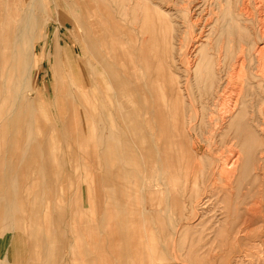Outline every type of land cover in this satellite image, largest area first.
Wrapping results in <instances>:
<instances>
[{
    "label": "rangeland",
    "instance_id": "rangeland-1",
    "mask_svg": "<svg viewBox=\"0 0 264 264\" xmlns=\"http://www.w3.org/2000/svg\"><path fill=\"white\" fill-rule=\"evenodd\" d=\"M218 1H220L218 6L214 0H196L190 6V15L195 19H197V15L203 17L202 22L199 21L197 25H192L193 33H189V28L186 27L188 12H185L184 15L183 13L179 14V26L182 35L185 36L182 38L183 43L188 49L186 56L181 52L174 55L178 68L173 67L172 70H175L173 75L178 77L185 88L182 90L183 95L180 93V102L168 103L167 100L172 97V72L168 67H164L162 74L160 72L162 69L156 68L157 64L152 56L153 53H150L151 45L142 41L148 35H143L139 24L133 21L132 8L127 10L129 14L127 13L126 20H124V11L121 10L120 1L102 0L97 4L93 0H51L48 10L51 19L45 24L43 16L39 17V14H43V10L38 8L41 7V4L37 0L36 5L33 6V16L38 17L41 25L35 30V28L29 27L25 29L21 20L14 24L12 27L14 32L9 38L15 48H19V51L26 57L22 56L20 61L15 56L11 57L8 69L7 67L4 69L2 59V45H4L5 37L0 38V110L2 109L0 111L2 121H0V133L2 134V136L0 134V241H5L8 238L7 234H11L9 230L12 227L15 228V231L18 228L17 236V233L22 232L20 230L25 226L31 225L32 231H37V227L41 226L45 229L48 242H50L54 241L56 228L62 227V224L63 226L66 223L73 224L75 227L80 224L86 225L89 221L85 217L78 218L77 216L86 213L87 210H100L97 191L103 192L104 190L101 177L104 173H107L103 176L104 180H108L107 183L112 182L107 179L108 172L106 171L109 170H104L107 167L108 155L111 153L114 162L112 164L113 176L117 178L119 175V182L113 181V183L117 182L115 184L117 186L113 187L112 191L114 189L122 191L130 202V208L136 211L138 216H140L141 210L153 207L150 204V194L157 190L162 192L158 203L160 209L158 238L160 245L169 244L168 252L165 251L163 254L168 253L171 257L172 253L176 264H264V162L261 160L260 166H253L254 169L249 170L247 177L235 184L227 183V172L223 173L222 163L228 157L230 160L233 150L239 149L236 147V142L241 137V134L236 137L234 133L226 136L228 119L223 121L226 110L232 103L229 102V97L236 92L235 85L240 81L241 76L246 74V70L241 74L238 69H233L231 62L233 63L235 60L234 56L239 55L242 47L253 48V44L250 42L257 29L251 23L230 20L229 10L232 12L239 5L240 0ZM32 3V0H3L1 1L2 12L0 14L6 13V7L7 10H10L14 6L20 8L19 12L22 17L27 14L29 11L27 8L31 7ZM163 5L164 8H167L169 2H165ZM24 7H27V10H23ZM252 7L255 11V5L252 4ZM70 8L77 9L74 10V18L76 17L79 21V26H76L79 30L75 33L72 24L68 22ZM3 15L2 18L5 17ZM110 15H114L116 18L115 23L110 22ZM93 16L101 20L103 25L112 23L117 28L116 46L120 45L128 53L132 50L129 53L131 54L130 58H127L129 56L125 53V59L133 62L131 72L134 77L133 81L129 80L131 83L128 81L126 84L130 87L131 94L126 101L132 102L133 106L134 104L138 107L144 106L143 96L146 100L152 99V94L147 89L149 87L153 94L155 91L153 89L156 91L160 89L164 95L161 94V96L165 97L166 102H162L160 105L163 108V116L160 121L161 119H164L165 122L169 121V128L167 129V126L160 122L156 123V126L153 120L158 118V107L154 102L153 104L148 102L149 105H145L143 114H145L144 118H147L150 128L148 127L149 132L143 140V148L139 146L140 139L135 134V130L130 132L126 127L125 123L134 122L131 116H126L124 119L122 114L118 115L117 104L114 101L105 104L101 98L104 93L114 95V88L119 86V83L117 85L115 83L117 74H121V69L111 66V70L118 71L114 75L110 71H105L96 59L87 56L80 45V42L84 41L91 49L98 46L96 48L98 52H101V55L106 54L105 56L108 58V52H104L106 49L101 46V42L97 38L98 34L92 31ZM204 24L208 28L207 26L203 27ZM211 25L216 26L215 30H210ZM200 28L203 29L204 34L209 35L210 45L208 47L201 46L197 51H194L191 49V45L195 39L199 38ZM2 30H5L3 21L0 26V31ZM125 30L131 31L130 35L125 34L123 32ZM104 33L108 34V29ZM35 36L41 37V40H36ZM60 42L69 53V65L65 59L63 47L62 50L58 48ZM56 46L62 52L58 75L53 71L55 67L52 60L48 59L49 56L52 57L53 47L56 49ZM72 46L75 51H78L79 63L72 54ZM177 46H179L178 43ZM183 50L185 49L183 48ZM167 57V60L171 59L169 55ZM224 58L226 64H224ZM43 60L44 66L42 67ZM188 62L192 63L190 64L192 67L187 71L185 67L189 65ZM219 62L224 65V70L222 69L224 85L219 88L214 99L209 98L208 100L205 98L204 76L206 71L204 66L209 64V69L213 70ZM140 63L142 66L149 67V74L144 73ZM73 65L76 69L73 68ZM69 66L71 71L75 72L73 76ZM26 69L27 73L24 71ZM6 70L7 72H5ZM138 72L139 74H137ZM83 73L89 86L100 93L98 117L89 114L83 105L72 100L74 98L69 94L68 87L80 95L86 101L85 104H90L86 90L74 81V78H79ZM17 77L19 78L17 79ZM92 79L94 80L92 81ZM22 80L25 82L22 83ZM187 80L189 84L186 87ZM143 83L147 89L144 95ZM8 94L12 97H7ZM25 96L26 100H24ZM37 96V101L32 102V99ZM247 103L249 117L253 115L250 119L252 120L255 116L259 121H263L264 102ZM168 114L171 115L170 120H168L167 116H170ZM144 118L141 120L145 121ZM5 124L6 129H4ZM111 130H114L115 133L112 134ZM99 131H104L105 138L99 135ZM6 135L8 138L5 137ZM102 141L106 144L102 145ZM181 142L184 143L180 144ZM157 144L161 154L155 149ZM93 146L97 148L94 150V155L89 150V147ZM178 147H182L183 162L179 158ZM37 151L38 153H36ZM151 151L152 153H150ZM161 155L164 158L168 156L164 167L160 161ZM255 156L264 159V146L254 154ZM93 157L96 159L93 163L94 170H91L90 166L87 170L86 165L84 167L81 165L91 163ZM163 173L164 176H162ZM168 176L172 177L171 179L174 181L173 184L171 183L172 190L176 192V196L174 195L172 201L170 198L169 203L166 201L165 195ZM3 193L5 194L2 195ZM13 196L14 198H12ZM166 205H168V211ZM92 206L93 208L90 209ZM192 207L196 208L195 212ZM8 211L15 212L14 219L7 218L10 215ZM40 212L46 217L40 219ZM36 234L35 238L38 237V233ZM49 239L51 240L49 241Z\"/></svg>",
    "mask_w": 264,
    "mask_h": 264
},
{
    "label": "bare ground",
    "instance_id": "bare-ground-1",
    "mask_svg": "<svg viewBox=\"0 0 264 264\" xmlns=\"http://www.w3.org/2000/svg\"><path fill=\"white\" fill-rule=\"evenodd\" d=\"M1 1L0 0V12L1 11ZM37 0H32V4L31 7L29 6L27 9L29 10L27 12V14H25L24 16L21 17L19 9L20 8H16L13 6L12 9L7 10L6 7V13L4 12L5 16L4 18H2V15L0 14V26L1 23L3 21L4 25H5V30L0 31V38L5 37V41H4V45L3 46V55H2V59L4 61V66L6 69H8V62L11 61V57L15 56L17 60H21V57L23 56V53L19 51V48H15V46L13 45L14 43H11V39L9 38L11 33L14 32L13 31V26L15 23H17L18 21L21 20L22 26L25 27H29V28H35V30L37 29V27L40 24V21L38 19V17L33 16L34 14V7L36 5ZM78 1V0H77ZM95 3L99 4L101 3L102 0H93ZM110 2V0H108ZM116 1H120V7L121 10H123V14H124V20H126L127 17V10H130L132 8V15H133V21L137 22L139 24V28L141 30V33L143 35H148V37L143 38L142 41L143 42H147L151 45L152 51H150V53H153L152 56L154 58L156 68L157 69H162L160 70V72L163 74L164 67H168L171 72H172V85H171V99L167 100L168 103L169 102H180V93L182 94V90H183V85L181 84V81L178 79L177 76L173 75V72L175 70H172L173 67H177V65L175 64V53L177 52H181L183 54H185V56L188 53V49H186V45L184 46L183 43V37L185 38V36L182 35V31L180 29V23H179V14L183 13V15L185 14V12H188L187 18H186V27L189 28L188 32L189 33H193L194 31L192 30V25H197L199 21L202 22V16L201 15H197V19L194 18V16L190 15L191 13V8L190 6H192L193 3L196 2V0H116ZM208 1V0H205ZM6 2V1H5ZM41 2V3H40ZM50 2L51 0H38V3L41 4V7L39 6L38 8L41 9V11L43 10V14L40 15L39 17L44 18L45 24H47L49 22V19H51L50 17V13H49V6H50ZM80 2V1H79ZM122 2V3H121ZM165 2H169V5H167V8H164L163 3ZM220 1L218 0H214V3L217 5ZM261 0H240L239 5L232 10V12L229 10L228 14L230 15V20L231 21H237V22H243V23H251L253 26H255V28L257 29V31L255 32L254 38L251 40L249 39L250 44H253V48L251 49L250 46L247 48H241L239 55H236V57L234 56L235 60L233 61L232 67L233 69H238V72H244L246 70V74L241 76V79L239 82L236 83L235 88H236V92L231 95L229 97V102H232L231 105L228 107V109L226 110L225 113V117L223 118V121L227 118L228 119V123H227V131L225 133V135H229L231 133H234L236 135V137H239L238 135L241 134V137L238 139V142H236V147H238L239 149H235L231 152V158L229 160V157L227 160H225L223 163V173L227 172L226 174V180L227 183L229 184H235L237 182H240L242 180H244L250 169L253 168V166H260L261 164V160L264 159L263 157H254V154L264 146V119L263 121H259V119L257 117L254 116V118L251 120L250 118L253 115H250L249 117V110H248V103L247 102H264V1L262 3ZM88 3V2H87ZM3 4V3H2ZM81 4V3H80ZM252 4L255 5V11L253 10ZM7 5V4H6ZM79 5V4H78ZM202 5V3H201ZM218 6V5H217ZM65 7V6H64ZM98 7V6H97ZM127 7V8H126ZM25 7L23 8V10H27ZM93 8V7H92ZM113 7L111 6V9ZM195 8V7H194ZM209 8V6H208ZM66 9V8H65ZM196 9V8H195ZM217 9V7H216ZM70 18H68V22H70L72 24V29H74V33L75 31L79 30V28H77L76 26H79L78 23L79 21L76 19V17L74 18V10L77 9H72L70 8ZM99 10V9H98ZM114 10V9H113ZM209 10V9H208ZM99 12V11H98ZM193 12V11H192ZM24 13V11H23ZM93 13V12H92ZM200 13V11H199ZM22 14V13H21ZM73 14V15H72ZM129 14V13H128ZM227 14V13H226ZM20 15V16H19ZM207 16V15H206ZM21 17V19H20ZM110 22L115 23L116 22V18L114 17V15H110ZM19 18V19H18ZM97 18V17H96ZM93 16V22L92 25H94L93 28V33L98 34L97 38L98 40L101 42V46H103L105 49V53L108 52V58L105 55H101V52H98V50L96 49L98 46H96V48H89L86 43H84V41H79L80 45L82 47V49L87 53V56L93 57V59H96L97 62H99L100 65H102V67L104 68V70L106 71H110L112 75L116 74L118 71H113V69L111 70V66H116L118 69H121L120 73L121 74H117V78H116V85L117 83H119L118 88H114V95L111 96L109 93L107 94H103L102 95V99L104 100L105 104L106 103H111L110 101H114V103L117 104V111H118V115H123L124 119L126 118V116H131L132 120H134V122H130V123H125L128 128V130L131 132L133 130H135V134L138 136V138L140 139L139 142V146L140 148H143V143H144V139H145V135L148 134V123H147V118L145 119V112H143V109L145 108V105L148 104V102H151L158 107V118H154V123H158L160 122L161 124H164L167 126V129L169 128L168 126V122H165L164 119L160 118L163 116V108L162 106L160 107V105L162 104V102H166L165 101V97H163L164 95L162 94L161 90L158 89V91H156V89L154 91V94L151 92V88H147L148 92L150 91V93L152 94L151 96V100H146L145 96L142 97V102L144 104V106H136L134 104H132V102H127L126 99L128 100L129 96L131 95L129 92V86H127L126 84H128V81L134 80L133 74L131 72V69L133 67V62H130V60L128 61L127 58H130L131 54L130 51L132 50H128L129 53L126 50H123L120 45L116 46L117 43V36H118V32H117V28L114 27V25L111 23L109 25H103L101 22V20L96 19ZM216 18V17H215ZM214 18V19H215ZM81 19V18H80ZM100 19V18H99ZM195 19V20H194ZM226 19V18H225ZM5 21V22H4ZM82 21V20H81ZM87 21V20H86ZM122 21V20H121ZM207 21V20H206ZM226 21V20H225ZM228 21V20H227ZM230 23V22H229ZM44 24V25H45ZM206 24V23H205ZM203 25V27L207 26V25ZM231 24V23H230ZM124 25V24H123ZM104 27V28H102ZM77 28V29H76ZM208 28V26H207ZM211 28V29H210ZM209 29L211 31L215 30L216 26L215 25H211ZM108 29V34H105L104 32ZM195 29V28H194ZM247 29V27H246ZM120 30V29H119ZM190 30H192L190 32ZM209 30V31H210ZM122 31V29H121ZM80 32V31H79ZM125 34L130 35L128 30L123 31ZM187 32V31H186ZM209 33V32H208ZM81 34V33H80ZM199 38L195 39L192 42V47L191 49H193L194 51H197L201 46H206L208 47L210 45V40H209V35L208 34H204L203 29H199ZM244 35V34H242ZM80 36V35H79ZM83 36V35H82ZM188 37V36H187ZM190 37V36H189ZM85 38V37H84ZM89 38H91L89 36ZM245 38V37H244ZM36 40H41V37L39 36H35ZM95 39V38H94ZM93 39V40H94ZM190 39V38H188ZM81 40V39H80ZM174 40V41H173ZM243 40V39H242ZM141 41V42H142ZM244 41V40H243ZM13 42V41H12ZM93 42V41H92ZM95 42V41H94ZM245 42V41H244ZM249 42L247 43V45L249 44ZM2 43V42H1ZM98 43V42H97ZM177 43L179 44V46H177ZM186 43V42H185ZM17 44V43H16ZM91 44V43H90ZM89 44V45H90ZM96 44V42H95ZM145 44V43H144ZM100 46V45H99ZM145 46V45H144ZM184 46V47H183ZM17 47V46H16ZM34 47V46H32ZM176 47V48H175ZM100 48V47H99ZM183 48L185 50H183ZM143 49V48H142ZM221 49V48H220ZM1 50V49H0ZM144 50V49H143ZM142 50V51H143ZM149 50V49H148ZM137 52V51H136ZM59 53V51H58ZM125 53L129 56L125 59ZM162 53V54H161ZM164 53V56H163ZM172 54V55H171ZM56 55V53H55ZM59 55V54H58ZM167 55H169V58H171L170 60H167L166 57ZM26 57V55H24ZM23 56V57H24ZM136 56V55H135ZM190 56V55H189ZM39 57V56H38ZM143 57V56H142ZM149 57V56H148ZM164 57V58H163ZM1 58V57H0ZM75 58V57H74ZM138 58V57H137ZM168 58V57H167ZM15 59V60H16ZM225 59V58H224ZM133 60V59H132ZM134 60H136L134 58ZM1 61V59H0ZM25 61V60H24ZM27 61V60H26ZM88 61V60H86ZM91 61V60H90ZM112 62V64H111ZM138 62V61H137ZM145 62V61H144ZM70 63V62H69ZM95 63V62H94ZM204 63V62H203ZM202 63V65H203ZM207 63V62H206ZM254 63V64H253ZM3 64V63H2ZM28 64V63H27ZM26 64V65H27ZM188 66L185 67L187 69V71L189 70V68H191L192 66L190 64H192L191 62H188ZM205 64V63H204ZM224 64H226V59ZM10 65V63H9ZM71 65V64H70ZM136 65V64H135ZM149 65V64H148ZM201 65V66H202ZM206 65V64H205ZM85 66V65H84ZM141 68L144 70V73L147 75L149 74V67L147 65L142 66L140 63ZM209 64L207 66H204V70L206 71V75L205 77V98H207L209 100V98H215V96L217 95V93L219 92V88H221L224 85V82L222 79V69L224 70V65H222L220 62L218 64V66L216 68H214L213 70L209 69ZM235 66V67H234ZM17 67V65H16ZM28 68V66H26ZM55 67V68H54ZM55 73L58 75L59 68H58V64L54 65ZM136 67V66H135ZM152 66H150L151 68ZM214 67V66H213ZM73 68L76 69L75 65H73ZM86 68V67H85ZM89 68V66H88ZM178 68V67H177ZM176 68V69H177ZM152 69V68H151ZM1 70V69H0ZM139 70V69H138ZM227 70V69H226ZM21 71V69H20ZM25 73H27V69L24 70ZM134 71V70H132ZM157 71V70H156ZM212 71V73H211ZM7 72V70L5 71ZM74 71L72 70V73ZM83 72V71H82ZM170 72V74H171ZM224 72V71H223ZM14 74V72H12ZM142 73V72H141ZM151 73V71H150ZM75 74V72L73 73ZM95 74V73H94ZM139 74V72L137 73ZM18 75V74H17ZM24 75V74H23ZM154 75V74H153ZM156 75V74H155ZM96 76V75H94ZM100 76V75H99ZM161 76V75H160ZM7 77V76H6ZM11 77V76H10ZM120 77V78H119ZM141 77V76H140ZM164 77V75H163ZM19 77H17L18 79ZM156 78V77H154ZM161 78V77H159ZM15 79V78H14ZM28 79V78H27ZM57 79V76H56ZM59 79V78H58ZM136 79V78H135ZM162 79V78H161ZM21 80V79H20ZM19 80V81H20ZM75 80L77 81V83L83 87V89L86 90L87 92V96L90 100V104L87 105L84 102H86L85 100H83V98L76 94V92L72 91L69 87V94L74 98L72 100H75V102H80L83 107L85 108V110L91 114L94 117H98L99 113H98V109H99V96L100 93H98V91H96L94 88H92L91 86H89V82L87 81L84 73L81 74V76L79 78H75ZM94 79H92L93 81ZM147 80V79H146ZM157 80V79H156ZM2 81V80H1ZM4 81V80H3ZM15 81V80H14ZM18 81V82H19ZM24 83L25 81L22 80ZM16 82V81H15ZM130 82V81H129ZM149 82V81H148ZM163 82V81H162ZM1 83V82H0ZM91 83V82H90ZM131 83V82H130ZM18 84V83H17ZM92 84V83H91ZM96 84V83H95ZM161 84V83H160ZM163 84V83H162ZM189 81L187 80V82L185 83L186 87L188 86ZM2 85V84H1ZM6 85V84H5ZM19 85V84H18ZM21 85V84H20ZM102 85V84H101ZM182 85V86H181ZM13 86H15L13 84ZM140 86V85H139ZM149 86V85H148ZM7 87V86H6ZM18 87V86H16ZM14 87V88H16ZM21 87V86H20ZM158 87V86H157ZM13 88V90H14ZM103 88V87H102ZM138 88V87H137ZM18 89V88H17ZM107 89V88H106ZM142 89V87H141ZM144 86L143 83V95L145 94L146 90H147ZM19 90V89H18ZM137 90V89H136ZM185 90V88H184ZM105 91V90H104ZM142 91V90H141ZM147 92V93H148ZM102 93V92H101ZM170 93V92H169ZM7 94V93H6ZM161 94L163 96H161ZM10 94L7 95V97ZM169 95V94H168ZM183 95V94H182ZM3 96V95H2ZM68 96V95H67ZM6 97V98H7ZM12 97V96H9ZM168 97V96H166ZM4 98V97H3ZM31 98V97H30ZM135 98V97H134ZM248 98V99H247ZM1 99V97H0ZM8 99V98H7ZM10 100L12 98H9ZM23 99V98H22ZM38 99L37 97H34V99H32V102H36ZM41 99V98H40ZM188 99V98H186ZM4 100V99H3ZM2 100V101H3ZM24 100H26V96L24 98ZM31 100V99H30ZM29 100V102H30ZM8 101V100H7ZM22 102V101H21ZM213 102V101H212ZM5 103V102H4ZM10 103V102H9ZM24 103V102H23ZM8 104V103H7ZM11 104V103H10ZM140 104V103H139ZM1 105V104H0ZM149 105V104H148ZM252 105V104H251ZM9 106V104H8ZM49 106V105H48ZM3 107V106H1ZM5 107V105H4ZM7 107V106H6ZM168 107V105H167ZM257 107V106H256ZM8 108V107H7ZM165 108V107H164ZM250 108V107H249ZM165 109H169V108H165ZM2 110V109H1ZM0 110V111H1ZM4 110H6L4 108ZM155 111V110H154ZM1 113V112H0ZM166 113V112H165ZM169 113V112H168ZM167 114V113H166ZM2 115V114H1ZM170 115V114H168ZM16 116H19L16 114ZM257 116V115H256ZM1 117V116H0ZM122 117V118H123ZM150 117V116H149ZM168 120L171 119V115L167 116ZM4 118H6L4 116ZM16 118V117H15ZM14 118V119H15ZM27 118V117H26ZM50 118V117H49ZM145 119V121L141 120V119ZM21 119V118H20ZM150 119V118H149ZM148 119V120H149ZM3 120V119H2ZM9 120V119H8ZM13 120V119H12ZM18 120V119H17ZM173 120V119H172ZM1 121V119H0ZM16 121V120H14ZM45 121V120H44ZM51 121V120H50ZM49 121V122H50ZM2 122V121H1ZM10 122V121H7ZM15 123V122H13ZM46 123V122H43ZM48 123V122H47ZM54 123V122H53ZM3 124V123H2ZM1 124V125H2ZM210 124V123H209ZM16 125V124H15ZM45 125V124H43ZM124 125V124H123ZM3 126V125H2ZM12 126V125H11ZM54 126V125H53ZM157 126V124H156ZM48 127V125H47ZM58 127V125H57ZM112 127V126H111ZM1 128V127H0ZM3 128V127H2ZM44 128V126H43ZM51 128V127H50ZM125 128V129H127ZM150 128V127H149ZM206 128V127H205ZM4 129H6V124ZM3 129V130H4ZM46 129V128H44ZM125 129H123L125 131ZM11 130V129H10ZM14 130V129H13ZM6 131V130H5ZM16 131V130H15ZM49 131V130H48ZM153 131V130H152ZM150 131V132H152ZM155 131V130H154ZM153 131V132H154ZM4 132V131H3ZM2 132V133H3ZM12 132V131H11ZM55 132V131H54ZM112 134L115 133L114 130H111ZM152 132V133H153ZM161 132V131H160ZM159 132V134H160ZM164 132V131H163ZM206 132V131H205ZM241 132V133H239ZM46 134H48L47 132H45ZM117 133V132H116ZM122 133V132H121ZM133 133V132H132ZM208 133V132H207ZM1 134V133H0ZM126 134V133H125ZM158 134V135H159ZM167 134V133H166ZM12 135V134H11ZM153 135V134H152ZM156 135V134H155ZM165 135V134H164ZM2 136V134H1ZM0 136V137H1ZM4 136V135H3ZM8 135H6L5 137H7ZM129 136V135H128ZM132 136V135H131ZM148 136V135H147ZM160 136V135H159ZM12 138V136H10ZM35 137V136H34ZM116 137V136H115ZM133 137V136H132ZM150 137V136H148ZM155 137V136H154ZM170 137V136H169ZM4 138V137H3ZM8 138V137H7ZM10 138V139H11ZM117 138V137H116ZM151 138V137H150ZM51 139V138H50ZM134 139V138H133ZM1 140V139H0ZM32 140V139H30ZM116 140V139H115ZM148 140V139H147ZM151 140V139H150ZM166 140V139H165ZM179 140V139H178ZM118 141V140H116ZM123 141V140H122ZM135 141V140H134ZM157 141V140H156ZM12 143V140L10 141ZM32 142V141H30ZM33 143V142H32ZM35 143V142H34ZM33 143V144H34ZM51 143H53L51 141ZM108 143V142H107ZM115 143V142H114ZM120 143V142H119ZM184 142H181L180 144H183ZM31 144V143H30ZM36 144V143H35ZM47 145V144H46ZM51 145V144H49ZM48 145V146H49ZM31 146V145H30ZM80 146V145H79ZM180 146V145H179ZM9 147V146H8ZM35 147H37L35 145ZM56 147V146H55ZM83 147V146H82ZM152 147V146H151ZM167 147V145H166ZM10 148V147H9ZM40 148V147H37ZM54 148V147H53ZM81 148V146H80ZM118 148V147H117ZM153 148V147H152ZM30 149V148H29ZM35 149V148H34ZM122 149V148H121ZM155 149H157L158 153L161 154L160 151V147L157 144ZM167 149V148H166ZM182 147H178L179 150V155L183 162L184 158L182 156ZM138 150V149H137ZM143 150V149H141ZM145 150V149H144ZM10 151V150H9ZM7 151V152H9ZM27 151V150H26ZM43 151V150H42ZM120 151V150H119ZM174 151V150H173ZM40 152V149H39ZM48 152V151H47ZM11 153V152H9ZM38 153V151L36 152ZM45 153V152H44ZM148 153V152H147ZM152 153V151L150 152ZM41 154V152H40ZM111 154V153H110ZM118 154V153H117ZM46 155V154H45ZM145 155V153H144ZM143 155V156H144ZM174 155V154H173ZM39 156V155H38ZM42 156V155H41ZM53 157V156H52ZM129 157V156H127ZM139 157V156H138ZM168 156H166L165 158L161 155L160 156V161L163 164L164 167V162H166V160ZM123 158V157H121ZM146 158V156H145ZM158 158V157H157ZM260 158V159H259ZM6 159H9L6 157ZM5 159V160H6ZM54 159V158H53ZM51 161V160H50ZM149 162V160H147ZM55 161L53 160V163ZM108 162V161H107ZM113 162V161H112ZM119 162V161H118ZM117 162V163H118ZM140 162V161H139ZM138 162V163H139ZM144 162V159H143ZM60 163V162H59ZM128 163V162H127ZM138 163L136 164L138 166ZM158 163V162H157ZM186 163V162H185ZM10 164V162H9ZM176 164V163H175ZM7 165V164H6ZM21 165V164H20ZM20 165H16V166H20ZM107 165V164H106ZM108 165L110 166V174L107 175V179L111 180L112 182H109L110 184H114L113 181L119 180V175L117 176V178H115V176H113V171H112V163L109 161ZM119 166V164H116ZM143 165V163H142ZM10 166V165H9ZM117 166V167H118ZM108 167V166H107ZM121 167V165H120ZM145 167V166H144ZM48 168V167H47ZM19 169V168H18ZM116 169V168H114ZM159 169V168H158ZM254 169V168H253ZM5 170V168H4ZM9 170V169H8ZM117 170V169H116ZM162 170H164L162 168ZM146 171V170H145ZM9 172V171H8ZM7 172V173H8ZM6 173V172H5ZM109 173V172H108ZM6 175V174H5ZM10 175V174H9ZM60 175V174H59ZM115 175V174H114ZM157 176V175H156ZM162 176H164V173L162 174ZM8 177V176H7ZM59 177V176H58ZM160 177V176H159ZM168 182H166V186L168 189L169 194H174L176 196V192H173L174 190H172V185L174 181L171 179L172 177L168 176ZM52 179V178H51ZM48 180V179H47ZM108 181V180H107ZM106 181V182H107ZM51 185V184H50ZM115 185V184H114ZM111 186V185H110ZM113 186V185H112ZM143 186V185H142ZM119 188V187H118ZM145 188V187H144ZM13 190V189H12ZM17 190V189H16ZM119 190V189H118ZM6 191V190H5ZM145 191V190H144ZM193 191L195 192V190L193 189ZM108 192V191H107ZM166 192V190H165ZM14 193V192H12ZM192 193V192H191ZM5 193H3L2 195H4ZM110 196L116 197L117 196V192L112 191L111 193L109 192ZM119 194V193H118ZM116 195V196H115ZM15 196V195H14ZM14 196L12 198H14ZM3 198V197H2ZM117 198V197H116ZM6 199V198H5ZM121 199V198H120ZM1 200V198H0ZM9 200V198H8ZM12 200V199H11ZM10 200V202H11ZM119 200V199H118ZM4 202V200H2ZM1 201V203H2ZM7 201V199H6ZM114 202V201H113ZM10 206V205H9ZM8 206V207H9ZM204 206V205H203ZM7 207V206H4ZM13 207V206H12ZM18 208V207H17ZM37 208V205H36ZM14 209V207L12 208ZM115 209V208H114ZM193 212L196 211L195 207H192ZM2 212V211H1ZM35 212V211H34ZM197 214V213H196ZM110 215V214H109ZM193 215V214H192ZM1 216V215H0ZM192 218V217H191ZM107 221V220H106ZM105 221V222H106ZM111 222V221H110ZM113 225V224H111ZM112 227V226H111ZM111 232V231H110ZM125 232V231H124ZM146 232V231H145ZM1 240V239H0ZM143 243V242H142ZM141 246V243L139 244ZM138 246V245H137ZM143 247V246H142ZM162 247V246H161ZM140 251V250H139ZM160 251V249H159ZM143 252V250L141 251V253ZM143 254V253H142ZM152 254V252H151ZM129 255V254H128ZM7 256V255H6ZM153 256H151L152 259ZM150 261V260H149ZM152 263V262H151ZM150 264V263H149Z\"/></svg>",
    "mask_w": 264,
    "mask_h": 264
},
{
    "label": "crops",
    "instance_id": "crops-1",
    "mask_svg": "<svg viewBox=\"0 0 264 264\" xmlns=\"http://www.w3.org/2000/svg\"><path fill=\"white\" fill-rule=\"evenodd\" d=\"M62 47L63 45L60 42L58 48L62 50ZM53 48L52 57L49 56L48 59H51L54 65L58 64L59 66L62 62V52L57 46L56 49ZM63 49L68 63L69 53L64 47ZM71 49L73 56L79 63L78 51H75L73 46ZM41 64L43 67L44 60ZM70 72L73 76L71 69ZM74 81L77 83L75 78ZM78 86L80 85L78 84ZM98 133L102 138L104 137V131ZM101 144L105 145L106 142L102 141ZM95 149H97L95 146L89 147L92 155H94ZM108 156V162L106 161L108 167L104 170H109L106 172L110 174L108 163L109 161L112 164L114 162H112L111 155ZM95 160L93 157L91 163L81 165L83 167L86 165L87 170H89V166L91 170H94L93 163ZM105 174L107 173L101 175L104 190L103 192L97 191V194L99 193L100 210H87L86 213L83 212L84 214L77 216L78 218L85 217L89 221L86 225L80 224L75 227L73 224L66 223L64 226L62 224V227L58 226L56 228L54 241L49 239L50 242H48L45 229L41 226L37 227V231H32L31 225L25 226L21 228L20 231L22 232L17 233V236L18 228L15 231V228L12 227L10 228L11 231L9 230L11 234H7L8 238L5 241H0V264H176L172 253L171 257L168 253L163 254L165 251L168 252L169 244L160 245L158 238L160 210L158 203L162 192L153 191L150 194V204L153 207L147 206L150 209L141 210V214L138 216L137 212L130 208V202L122 191H115L117 192V196L115 195L117 198L110 196L109 192H112L113 187L117 186L114 184L119 181L110 184V186L104 180L103 176ZM165 195L168 203L170 198L171 201L173 200L174 194H169L168 189ZM166 210L168 211V205H166ZM8 213L10 215L7 218H15L14 211H8ZM41 213H39V218H45L46 216ZM36 233H38L37 238H35ZM142 250L143 254L141 253ZM151 256H153L152 259Z\"/></svg>",
    "mask_w": 264,
    "mask_h": 264
}]
</instances>
